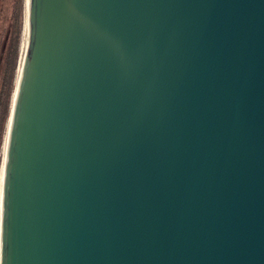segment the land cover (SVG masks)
<instances>
[{"label":"water","instance_id":"obj_1","mask_svg":"<svg viewBox=\"0 0 264 264\" xmlns=\"http://www.w3.org/2000/svg\"><path fill=\"white\" fill-rule=\"evenodd\" d=\"M0 264H264V0H21Z\"/></svg>","mask_w":264,"mask_h":264},{"label":"rangeland","instance_id":"obj_2","mask_svg":"<svg viewBox=\"0 0 264 264\" xmlns=\"http://www.w3.org/2000/svg\"><path fill=\"white\" fill-rule=\"evenodd\" d=\"M20 1L3 0L0 14V141L5 114L4 104L9 93L13 61L18 44Z\"/></svg>","mask_w":264,"mask_h":264},{"label":"flooded vegetation","instance_id":"obj_3","mask_svg":"<svg viewBox=\"0 0 264 264\" xmlns=\"http://www.w3.org/2000/svg\"><path fill=\"white\" fill-rule=\"evenodd\" d=\"M3 3H4L3 0H0V14H1V11L3 8ZM21 4H22V2L20 1V12L22 11V6L24 5V2H23V5H21ZM0 26H1V20H0ZM10 27H12L11 23H10ZM9 87H10V85H9ZM6 99H7V97H6ZM5 105H6V103L4 104V108H5Z\"/></svg>","mask_w":264,"mask_h":264},{"label":"trees","instance_id":"obj_4","mask_svg":"<svg viewBox=\"0 0 264 264\" xmlns=\"http://www.w3.org/2000/svg\"><path fill=\"white\" fill-rule=\"evenodd\" d=\"M11 90L9 91L8 95H7V99H6V105H5V114H4V117L6 116L7 112H8V103H9V99H10V95H11Z\"/></svg>","mask_w":264,"mask_h":264}]
</instances>
